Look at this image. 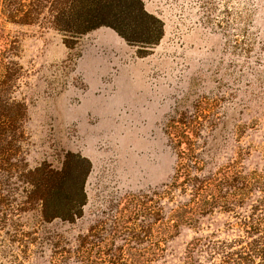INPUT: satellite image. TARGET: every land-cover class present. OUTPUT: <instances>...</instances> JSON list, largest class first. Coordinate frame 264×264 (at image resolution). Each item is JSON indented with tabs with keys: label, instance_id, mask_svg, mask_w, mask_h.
I'll list each match as a JSON object with an SVG mask.
<instances>
[{
	"label": "rangeland",
	"instance_id": "obj_1",
	"mask_svg": "<svg viewBox=\"0 0 264 264\" xmlns=\"http://www.w3.org/2000/svg\"><path fill=\"white\" fill-rule=\"evenodd\" d=\"M16 2L57 11L73 4ZM143 2L164 21L165 34L142 53L110 27L74 37L52 28L47 11L32 24L0 15V44L17 42L22 68L13 96L27 106L25 164L61 169L67 152L92 164L88 203L75 222L45 221L37 201L25 203L27 186L15 190L23 211L0 230V264H15L20 249L24 264H80L81 240L109 222L126 194L170 182L177 156L166 130L173 118L203 117L207 169L236 160L264 169V0ZM15 230L27 233V245L13 242ZM193 235L185 229L170 242L168 264Z\"/></svg>",
	"mask_w": 264,
	"mask_h": 264
},
{
	"label": "trees",
	"instance_id": "obj_2",
	"mask_svg": "<svg viewBox=\"0 0 264 264\" xmlns=\"http://www.w3.org/2000/svg\"><path fill=\"white\" fill-rule=\"evenodd\" d=\"M16 1L0 0V15L11 22L32 24L47 11L55 30L81 37L110 27L139 47V53L158 45L165 34L164 21L143 0H73L62 11ZM16 44H0V230L22 210L15 193L20 185L28 188L25 203L37 201L45 221L75 222L88 203L92 164L73 152L64 155L61 169L25 164L27 106L13 96L22 70L15 60ZM202 120L197 113L169 122L166 131L177 156L170 182L126 194L109 222L81 240L80 264H168L170 242L185 229L194 235L172 264H264V169H248L238 160L207 169L201 153ZM15 231L10 233L13 242L27 245V233ZM26 253L20 249L15 264H24Z\"/></svg>",
	"mask_w": 264,
	"mask_h": 264
}]
</instances>
